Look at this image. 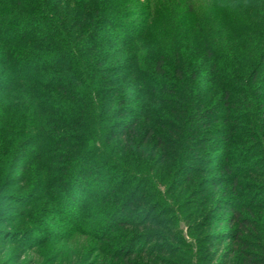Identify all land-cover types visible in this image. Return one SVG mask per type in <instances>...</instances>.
Masks as SVG:
<instances>
[{"label": "trees", "instance_id": "obj_1", "mask_svg": "<svg viewBox=\"0 0 264 264\" xmlns=\"http://www.w3.org/2000/svg\"><path fill=\"white\" fill-rule=\"evenodd\" d=\"M210 1L0 0L2 240L42 248L57 217L92 264H193L187 192L213 204L187 231L238 227L200 263L264 264V0Z\"/></svg>", "mask_w": 264, "mask_h": 264}, {"label": "rangeland", "instance_id": "obj_2", "mask_svg": "<svg viewBox=\"0 0 264 264\" xmlns=\"http://www.w3.org/2000/svg\"><path fill=\"white\" fill-rule=\"evenodd\" d=\"M179 2L180 0H172V2ZM196 7L200 9L204 14L208 13L209 10L212 8V4L210 0H196ZM172 8H175V4H171ZM177 9H180L179 5L176 6ZM211 142V141H210ZM211 151L213 154L215 153L216 156L211 155L210 158L207 157V153H204L202 155V158L205 160V162H209V165H204L199 162L195 163L194 166L199 167L200 169H210L214 168L215 173L218 171L217 168H219L222 164L220 159L217 157L218 154H221V151L218 150L217 148H213L212 146L204 148V151ZM218 154H217V153ZM160 152L157 153V156H159ZM208 160H207V159ZM200 159V160H203ZM25 160L23 159L19 164H23ZM202 162V161H201ZM223 174V173H221ZM21 175V172L18 169H9L3 178V181L1 182L2 186H7L6 188L2 189L3 195L12 196L16 195L17 193L11 190L12 184L10 183L15 180L16 177H19ZM198 179V177H196ZM195 179V180H196ZM198 180H202L199 178ZM26 193H24L25 195ZM28 195V194H26ZM181 203L179 205L185 204L183 206V217L181 219V230L183 231V236L186 239V242L190 244L195 252L198 254L196 258L193 260V264H202L200 263V259L202 256L209 254V252L213 251V247L211 246V242H208V240L213 236V235H219L221 234H226L230 233V231H233L237 229V225L230 226L227 224V222L230 220L232 217L231 213L229 214H222V213H215L214 216L212 217L215 220H218V222H215L214 225H203L201 230H192V231H187L186 226H188V220H186L187 216H190L191 214L194 215L192 222H197L201 223L204 221V219H207L208 217H204L206 212L210 211V208H213V204L209 205L207 207H197L195 204H200L201 200L200 197L197 196L195 198L190 197V195L186 192L185 195H183L182 200L180 201ZM12 203H5L3 202L0 205V216L5 215L6 213H12ZM44 207V206H43ZM41 207V208H43ZM45 208V207H44ZM15 213L19 212V207L14 206ZM256 216H260V212L254 213ZM43 217L42 215L39 216V218ZM57 217H53L52 219H49L45 224V232L41 234H36L35 238H45L46 236H50L51 233H54L55 231L59 233V237L56 239H47L48 244L42 248L36 249V250H30V251H23L19 244L17 246L8 244L5 240H2L3 238L0 237V264H8L7 262L10 260L11 256H15L14 258H17L15 261L13 260L12 263L10 264H92L94 262V255L92 254V249L95 248L96 243L92 241L91 239L87 237H82L80 235H74L71 238L68 237V232L67 230L70 228L68 225H60L59 220H56ZM185 218V219H183ZM40 222V221H39ZM207 224H212L209 222V219L207 220ZM2 224H0V228H2ZM66 228V229H65ZM60 230V231H59ZM158 232L161 233V235L167 236L165 230L162 228ZM65 237V238H63ZM23 238H26L24 236ZM167 239V238H166ZM7 244H6V243ZM93 242V243H92ZM156 243V242H155ZM230 246V243L226 244L224 246V251L227 250Z\"/></svg>", "mask_w": 264, "mask_h": 264}]
</instances>
